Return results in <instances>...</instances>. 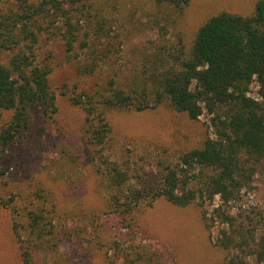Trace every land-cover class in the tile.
Returning a JSON list of instances; mask_svg holds the SVG:
<instances>
[{
  "label": "trees",
  "instance_id": "1",
  "mask_svg": "<svg viewBox=\"0 0 264 264\" xmlns=\"http://www.w3.org/2000/svg\"><path fill=\"white\" fill-rule=\"evenodd\" d=\"M155 1L183 11L192 0ZM106 22L95 0H0V180L8 174L4 161L13 144L53 119L62 96L84 114V159L106 191L113 229L109 264H162L160 255L134 236L137 211L159 199L201 209L214 247L224 254L217 264H264V212L233 210L264 161V0L249 14L224 10L210 16L190 43L180 37L131 67L122 62ZM43 38L61 40L79 79L96 78L95 84L54 87V66L39 55ZM254 82L259 98L249 95ZM163 107L192 122L210 116L199 145L178 154L149 151L139 160L111 152L109 113ZM14 201L15 196L7 201L0 196V208L7 210ZM51 213L34 205L26 238L13 220L23 264H36L34 252L53 236L60 241Z\"/></svg>",
  "mask_w": 264,
  "mask_h": 264
},
{
  "label": "rangeland",
  "instance_id": "2",
  "mask_svg": "<svg viewBox=\"0 0 264 264\" xmlns=\"http://www.w3.org/2000/svg\"><path fill=\"white\" fill-rule=\"evenodd\" d=\"M256 1L192 0L183 11L155 0H95V5L107 18L106 28L112 26L110 31L121 47L122 62L131 67L132 62L176 43L180 37L190 43L201 22L216 13H251ZM39 55L54 66V87L68 84L88 88L97 80L79 79L59 39L43 38ZM258 90L254 82L249 95L259 98ZM57 103L56 116L21 135L4 161L8 174L0 180V196L6 201L15 196V201L7 210L0 208V264H23L12 224L17 220L26 238L29 211L34 205L55 212L50 217L61 238L59 241L53 236L34 252L36 264H109L108 240L113 229L107 219L105 188L84 159V114L67 98L59 96ZM109 119L113 131L111 152L131 160L163 148L178 154L197 146L210 124L207 113L199 122H192L166 107L145 112L113 111ZM218 202L219 198L208 207L209 212ZM240 206L248 213L254 208L264 212V161L252 189L234 212ZM135 221L134 236L158 253L162 264H217L224 256L214 247L196 205L179 208L159 199L152 206H141ZM212 232L213 236L218 233L217 225Z\"/></svg>",
  "mask_w": 264,
  "mask_h": 264
}]
</instances>
